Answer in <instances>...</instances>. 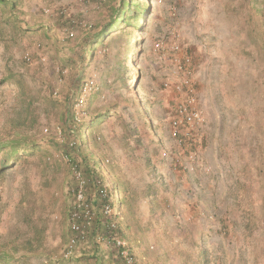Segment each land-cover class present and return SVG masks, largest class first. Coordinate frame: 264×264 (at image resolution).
<instances>
[{"label": "rangeland", "instance_id": "1", "mask_svg": "<svg viewBox=\"0 0 264 264\" xmlns=\"http://www.w3.org/2000/svg\"><path fill=\"white\" fill-rule=\"evenodd\" d=\"M124 1L18 0L13 13L0 11L8 19L0 24V134L17 130L20 117L18 94L4 82L11 69L35 98L20 134L46 148L0 175V249H18L21 264L111 263L110 246L92 237L71 261L61 259L77 163L82 174L94 170L88 196L96 213L100 189H122L119 222L141 264H264V0H140L150 10L133 35L127 83L114 73L123 48L114 34L93 61L82 59L81 46ZM60 10L76 21L69 32ZM78 75L95 91L75 106L76 126L93 116L89 108L112 114L82 135L62 118ZM186 78L205 119L188 135L171 123L176 85ZM123 123L137 132L121 138ZM74 140L91 159L69 150ZM93 255L97 261L87 259Z\"/></svg>", "mask_w": 264, "mask_h": 264}, {"label": "trees", "instance_id": "2", "mask_svg": "<svg viewBox=\"0 0 264 264\" xmlns=\"http://www.w3.org/2000/svg\"><path fill=\"white\" fill-rule=\"evenodd\" d=\"M149 1V0H148ZM150 4H146V2H140V0H128L127 2H122L118 6H112L113 12L111 15L110 20L104 27L98 31L91 33L89 32L88 34L85 35L81 46L83 48L82 52V59L84 61H93L97 57V52L100 48H105L108 43V39L111 35L114 34L113 38H111L112 43L115 46L122 45L123 48L119 51V59L117 60V66L114 69V73L116 75L117 79H121L123 83H127V80H125V77L121 78L125 71H128L127 66H125L126 63L129 61L132 62V58H130L132 54L131 47H133V42L135 41V36H133L136 32H138L141 29L140 22L146 19L147 15L149 14V7ZM18 6V0H0V11H4L8 9L11 13L16 10ZM64 10H60L58 14L61 16V21H62V26H66L65 30L69 32L72 30L70 25L75 26L76 21L73 19H69L66 14H64ZM7 23L8 19L4 18V15L0 16V24L1 23ZM20 20L17 19V23H19ZM92 25L89 24L87 25V28H90ZM43 27V26H41ZM41 27L37 29H41ZM14 29L16 30H26V29H34V28H24L23 26H13ZM110 41V40H109ZM81 75H78L75 79L74 85L71 89L70 94L66 97L65 100V111L62 115V118L67 126H69V130L71 132H77L79 135H82V132H84L87 129H95V128H100L102 125H104L112 116L110 110H104V111H99L97 110L96 107L89 108L91 112L93 113V116L89 119L88 122H82L79 126H76V119H78L77 114L75 112V106H81L84 104L93 94L95 91V83L92 86L86 87V83L89 82L88 80L85 81L84 83H81ZM135 79H137V74L134 76ZM4 82L12 84V87L18 94V99L17 101L20 103L21 106V111L19 112L20 117L18 118L19 120L17 121L16 124V129L15 131H10L4 135L0 134V154H2V159L0 162V175L5 173L6 169L11 167L12 165H17V164H23L24 162L28 161V158L35 156L37 154L43 155L46 152V148H40L38 144L32 143L29 139L24 138L21 134V128L22 127H28L29 124L31 123V119L34 117L35 109H34V102L35 98L33 97L34 95L31 92V88L27 81L21 76L16 74L14 71L11 69H8V74L5 76ZM126 85V84H125ZM81 100H83L81 102ZM93 101V102H92ZM91 102L90 104L94 103V98L89 100ZM117 105V104H116ZM118 107V106H116ZM33 122V121H32ZM123 129L121 132V138H127L130 137L131 135H134L133 132H137L136 128H132L129 124H124L123 123ZM82 141H87L90 143L92 142L89 136L83 137L81 136ZM69 150L73 149L74 151H77L81 157L83 158V161L91 159L87 153H85L84 149H79L77 145V141H71L70 144L68 143ZM78 148V150H77ZM76 149V150H75ZM68 153H72L71 152ZM185 151V149H184ZM70 161L74 162L75 160L73 159V155H69ZM23 162V163H22ZM77 166H79L77 163H75ZM89 166V165H88ZM88 174L85 176L84 174ZM94 170H91L90 168L88 169L87 167L84 169V176L86 177V197H87V202L92 204V200L89 199L88 196V188L90 186L94 185V182H92L91 178L89 175H93ZM96 181V180H95ZM90 185V186H89ZM76 189V188H75ZM122 189L115 186L113 190H103L100 189V200H101V205H104L106 203H110L114 211L110 215L104 214L102 210L101 213H96V209H94L95 215L92 218V225L89 228V234L87 236V240L83 241V243H87L92 241L93 243H100L98 241V238L96 241L94 240V237L96 233L101 232L102 236L106 235L110 231V226L111 224H116V229H113L115 231V234H118V236L124 237V231L121 228V223L119 222V219H121V212H118L117 210H120V208H123L124 204H126V200H122L120 197ZM116 193H119L118 199H116L115 195ZM74 201H75V190H74ZM100 205V207H101ZM74 208V203L70 212V221H71V213ZM71 236L73 235V231L71 229ZM70 236V237H71ZM81 243V242H80ZM79 243V244H80ZM78 244V246H79ZM111 249V261L114 257V254L116 253V248L114 247L113 244H108ZM77 246V247H78ZM129 247L132 251L133 246L129 244ZM18 249H13V250H2L0 249V264H21L20 263V257L16 255V252ZM75 253V251H74ZM73 255L65 259L61 255V259L65 261H71L73 259ZM138 257V256H137ZM87 259L97 261L98 258L97 256H89ZM111 264V263H110Z\"/></svg>", "mask_w": 264, "mask_h": 264}, {"label": "built area", "instance_id": "3", "mask_svg": "<svg viewBox=\"0 0 264 264\" xmlns=\"http://www.w3.org/2000/svg\"><path fill=\"white\" fill-rule=\"evenodd\" d=\"M73 35V32L69 33ZM178 49L179 47L176 46ZM27 60H31L30 56H27ZM190 60L187 58L185 61V75H189ZM86 87L94 85V81L90 80L86 83ZM177 93V104L174 109V116L172 118V128L177 133L182 132V128L188 129V134H191L192 130L198 128L204 122V116L199 105L198 100L195 96V91L191 85L190 80L187 78L181 83L176 85ZM83 100H81L82 102ZM183 135V134H182ZM185 136V133H184ZM74 177L77 182L75 189V201L74 208L71 213V229L73 235L70 237L68 242L65 244L61 255L68 259L70 258L80 242L86 241L89 234V228L92 225V218L95 215L92 205L87 202L86 197V179L83 174L77 169V165L73 166ZM103 212L106 215H110L112 209L109 204H105ZM116 224H111L110 231L104 236H99L98 241L108 245L113 244L116 248V253L111 261V264H141L136 253L132 251L126 239L115 234L113 229H116Z\"/></svg>", "mask_w": 264, "mask_h": 264}]
</instances>
